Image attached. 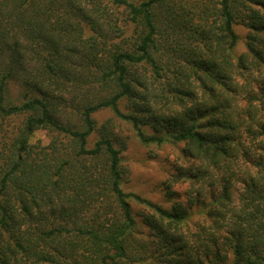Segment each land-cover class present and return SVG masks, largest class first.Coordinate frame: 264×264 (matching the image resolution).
Wrapping results in <instances>:
<instances>
[{
  "label": "trees",
  "instance_id": "1",
  "mask_svg": "<svg viewBox=\"0 0 264 264\" xmlns=\"http://www.w3.org/2000/svg\"><path fill=\"white\" fill-rule=\"evenodd\" d=\"M101 110L144 145L183 144L194 164L167 197L218 173L203 221L125 189ZM0 264H264V0H0Z\"/></svg>",
  "mask_w": 264,
  "mask_h": 264
},
{
  "label": "rangeland",
  "instance_id": "2",
  "mask_svg": "<svg viewBox=\"0 0 264 264\" xmlns=\"http://www.w3.org/2000/svg\"><path fill=\"white\" fill-rule=\"evenodd\" d=\"M122 23V22H121ZM133 31V27L129 26ZM237 30L240 33L242 40L236 48V55L246 51L245 37L247 30L243 26H237ZM22 89L19 83L12 82L9 86L7 99L13 103H19L22 101ZM108 93V92H107ZM240 96L239 104L242 105L244 95ZM73 94L65 95L66 101L62 102L60 106L62 110L61 118L68 123H77L78 105L83 100V95H77L73 97ZM75 98V99H74ZM67 102V105L65 104ZM122 108L126 111L125 103L122 102ZM95 118L99 124H103L108 120L114 125V130L119 138V146H125L123 151L124 166L127 170L125 177L124 187L127 191H132L141 194L142 196L151 199L152 201L161 204L167 208H172L174 202L178 201L182 204V207L187 209L190 214L191 225L197 224V222L203 221L205 214L203 210V201H211L212 189H215L217 193L221 191V181L218 173L216 179L205 180L202 182L194 181L190 179H182L177 182H173L170 190L174 191V195L167 197L165 194V183L172 178L171 174L177 172V169L189 168L194 164L183 153V144L175 145L173 143H165L162 146L152 144L150 146L144 145L136 137L129 123H124L115 116L110 110H101L95 114ZM13 123L19 124L24 117L13 118ZM148 133H154L151 127H145ZM95 139L97 138L94 135ZM50 140V134L45 130H40L32 135L31 143L46 144ZM212 181V182H211ZM242 184L236 182L232 189V195L236 199L241 192ZM145 208L141 205H135L136 211H142ZM146 210V209H145ZM202 212V213H201ZM231 214L229 213V217Z\"/></svg>",
  "mask_w": 264,
  "mask_h": 264
}]
</instances>
